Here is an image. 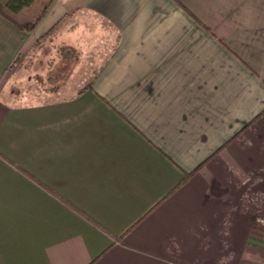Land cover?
<instances>
[{"label": "crops", "instance_id": "crops-1", "mask_svg": "<svg viewBox=\"0 0 264 264\" xmlns=\"http://www.w3.org/2000/svg\"><path fill=\"white\" fill-rule=\"evenodd\" d=\"M64 17L119 42L80 96H0V264H264V0H54L31 33L0 18V91Z\"/></svg>", "mask_w": 264, "mask_h": 264}, {"label": "rangeland", "instance_id": "rangeland-1", "mask_svg": "<svg viewBox=\"0 0 264 264\" xmlns=\"http://www.w3.org/2000/svg\"><path fill=\"white\" fill-rule=\"evenodd\" d=\"M46 1L37 0L34 12L38 13ZM29 14L27 11L25 15ZM81 23L77 21L74 29L66 23L52 37L18 57L1 88L2 100L12 105L40 104L65 99L87 85L113 51L116 35L104 22L89 18ZM61 46L73 47L77 58L62 59L58 53Z\"/></svg>", "mask_w": 264, "mask_h": 264}, {"label": "trees", "instance_id": "trees-1", "mask_svg": "<svg viewBox=\"0 0 264 264\" xmlns=\"http://www.w3.org/2000/svg\"><path fill=\"white\" fill-rule=\"evenodd\" d=\"M36 1L37 0H0V18L9 22L11 25H13L17 30L21 32L31 33L36 29V27L38 26L42 18L45 16V14L47 13L48 9L50 8L54 0H47L38 13L34 12V10L32 9ZM27 11L30 12L29 15H25ZM68 21H69L68 17H64L61 20H59L49 29L47 33H45L43 36H41L35 41L34 46L52 37L56 32L61 30L63 26L66 23H68ZM118 42H119V36L117 37L112 50L116 48ZM58 53L62 59H67L72 56L77 58V53L75 49L70 46H61L58 50ZM17 62H18V57L9 66L8 71H11L16 66ZM92 82L93 79L78 91L77 96H80L85 91L90 90ZM0 158L2 160H5V158L1 155ZM191 176L192 174L184 175L183 182L181 184H184L188 179L191 178ZM41 187L45 189L47 192H49L51 195H53V193L50 192L47 188L43 186ZM62 202L67 208H69L79 217L86 220L88 223L92 224L93 226L103 230V232H105L107 235H110L105 229L101 228L87 215H85L84 213H82L72 205H70L68 202L64 200H62Z\"/></svg>", "mask_w": 264, "mask_h": 264}]
</instances>
